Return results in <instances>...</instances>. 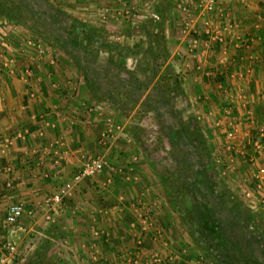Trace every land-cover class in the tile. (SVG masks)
<instances>
[{"label":"crops","instance_id":"crops-1","mask_svg":"<svg viewBox=\"0 0 264 264\" xmlns=\"http://www.w3.org/2000/svg\"><path fill=\"white\" fill-rule=\"evenodd\" d=\"M3 1L0 211L23 203L32 231L38 222H46L49 198L92 158L98 138L86 130L85 121L73 119L70 102L56 98L62 93L49 85L48 72L28 68L26 64L35 67V61H26L20 50L24 22L10 16ZM109 1V32L138 30L146 34L140 46L154 49L152 56L140 54L138 59L148 69L129 67L124 72L123 108L131 110L130 95L139 94V113L136 118L135 112H125L132 119L123 123L124 134L113 137L104 172L80 183L57 209L62 213L59 221L43 228L54 223L57 230L39 245L29 243L31 264H220L206 260L204 243L187 224L246 221L262 230L264 240V175H259L264 146L257 153L252 144L256 139L264 143V0H216L213 12L203 9L204 0ZM206 22L220 27L222 42L206 34ZM191 32L199 38L188 37ZM119 41L126 48L133 39L125 34ZM124 60L137 62L131 54ZM102 89L111 93L108 85ZM183 100L189 108L181 113L177 104ZM186 117L206 130L205 135L183 137L191 144H215L222 135L217 137L215 128L235 131L233 149L220 153L221 169L212 171L217 164L188 167L183 160L199 157L196 149L170 156L160 145L170 137L164 134L166 127L176 128ZM152 126L155 131L150 132ZM178 139V133H172V142ZM212 150L206 146L203 158L214 159ZM190 171L199 183L184 179ZM214 234L220 240L225 236L221 231ZM213 249L207 254L217 255L221 247Z\"/></svg>","mask_w":264,"mask_h":264},{"label":"rangeland","instance_id":"rangeland-1","mask_svg":"<svg viewBox=\"0 0 264 264\" xmlns=\"http://www.w3.org/2000/svg\"><path fill=\"white\" fill-rule=\"evenodd\" d=\"M13 1L23 11L21 15L23 19L21 18V21L24 22L25 26H23V29L26 31L21 35L23 36V41H21L20 50L25 54L24 58H26V61L30 58L35 61H33L35 67L32 66L31 63L26 65H28V68H31V70H46V72L51 75L49 77V85L54 86L56 89L59 88L58 92L62 93L61 95L58 94L56 98H58L60 102H70L72 104L70 115H72L73 119L76 120V118H81L82 121H85L86 130L92 131L98 138L97 142L99 147L97 146L96 152H93V154L90 153V156L102 157L107 164L108 157H106V151L110 148L113 137L119 136V134L124 131L123 123L132 119V117L128 115L131 114L132 116L134 114L140 101L139 94H131V101H133L134 104L131 105V110L124 109V72L129 67H135L137 71L143 70L146 64L141 66L138 60L140 54L152 56L154 49L146 48L145 46L142 47L138 42L146 37V34L138 30L130 32L112 30L109 32L107 27L108 22L113 21V14L110 9L112 3L109 0ZM125 34L126 37L133 39L132 45H128L126 48L125 45L120 43L121 40L119 41ZM113 36L115 39L112 38ZM193 36L199 38V35L193 32H191L188 37ZM129 54L133 55L137 62L133 64L126 62L124 57ZM97 77H100V79L98 80ZM168 83H170L169 80ZM107 85L111 87V93H109V91H102V87L105 89ZM154 96L155 95H149V97ZM127 98H129V96H127ZM179 102L180 103L177 104L178 112L182 113V111L189 108V104H187L185 100ZM127 107L129 106L127 105ZM125 112L128 115H125ZM178 112L177 115L181 116ZM137 113H139V111L134 114L136 118ZM144 116L143 114V119L146 120ZM184 116L188 115L185 114ZM150 123L151 121L148 125H150ZM152 124L155 123L152 122ZM196 124V120L193 118L188 119L186 117L181 118V120L179 119V123L175 125L176 128L167 129L166 127V133L164 132V134L170 137L164 138L163 143L160 145L163 146L165 151L170 153V156L172 152H174V154L175 152H179L186 155L185 153L196 149L200 154L199 157L194 156L193 160L191 158L190 160L186 158L183 160L190 164L188 167L203 168L204 166L217 164L215 165V169L211 168L212 171L214 172L218 168L221 169L223 161L220 158V153L223 155L224 151L226 152L227 150V134L229 132H234L236 135L235 131L228 130L227 128H215L217 137H219V133L222 134L220 140L215 144L200 143L199 141L191 144L186 142L183 137L187 138L190 134H206L205 127H199ZM149 131H155V126L150 127ZM122 133L124 134V132ZM172 133H178L180 139H178V142H172ZM235 139L231 140L229 143L234 144ZM206 146H212L214 159L208 157L203 158L205 156L203 151L206 149ZM150 148L152 149V147ZM137 155L139 156V154ZM168 159L175 162L174 158ZM88 160L90 159L88 158ZM86 161L87 159L84 160L83 163ZM180 164L178 163L177 166ZM106 167L107 165H105V168ZM104 170L92 179L98 178ZM190 177L193 181L199 183L200 179H198L195 174L186 175L184 179ZM238 193L241 195L240 192ZM196 194L198 195V193ZM48 209L49 206L47 205V212ZM1 211L0 221H2L1 219H3V214L6 211L5 207H2ZM57 212V214L55 213L57 216L56 218H54L52 214L51 222L59 221L58 216L62 213H59V210ZM36 218V221H38L39 218H41V214L37 213ZM24 221L30 228L31 222L27 211L24 216ZM47 222L49 221L46 220V225H48ZM45 223L44 221L38 222L37 226L39 228L33 229L25 240L23 239L20 241L19 249L22 254L20 264H31V247L34 245V242L35 245H39L46 240L45 237H47L50 232L57 230L56 227L58 224L54 225V223L53 227H51V225L43 230ZM252 225V223L246 221H232L229 223L212 222L211 224L198 222L191 223V225L187 224L189 228L191 227L190 231L198 233L199 239L204 243L206 248L205 256L207 259L205 256L204 257L207 261L214 260L217 263L220 262V264H264V240L260 239L262 230L260 231V228L256 226V224ZM32 227H34L33 224ZM207 230H211V236L207 235ZM219 231L223 232L225 235L221 240L218 237L219 235L214 234ZM39 232L40 234L38 235ZM44 232H46L47 235H45ZM31 242L33 245L29 244ZM212 247H214L215 250L221 247L222 251L220 250L217 255L212 253V256L210 253L209 256L207 251L210 248L213 249ZM259 248L263 250L261 253V249ZM201 252L204 254L203 247ZM200 256L203 255L201 254Z\"/></svg>","mask_w":264,"mask_h":264},{"label":"built area","instance_id":"built-area-1","mask_svg":"<svg viewBox=\"0 0 264 264\" xmlns=\"http://www.w3.org/2000/svg\"><path fill=\"white\" fill-rule=\"evenodd\" d=\"M203 9L207 12H213L216 6V0H204ZM185 11L187 9L185 8ZM206 27V34L212 35L217 41L222 42L223 36L221 34V29L210 26V22L204 24ZM264 131V130H263ZM234 132H229L227 134V150L233 149V144L229 142L235 139ZM253 148L255 152H259L263 149L264 143L261 139H256L252 141ZM106 165V161L102 157H92L90 160H87L72 177L71 180L66 182L59 190L50 198L48 201V215L46 217L47 221H51L52 214L56 213V210L62 206L64 199L68 197L71 192L78 186L80 183L85 181L88 178H93L100 174ZM259 175H264V168L259 170ZM58 211V210H57ZM25 206L21 202L11 203L6 210V215L2 228L4 230V235L2 242L0 243V264H18L21 261V252H20V241L23 240L24 236H28L31 232V229L24 221L25 216Z\"/></svg>","mask_w":264,"mask_h":264},{"label":"trees","instance_id":"trees-1","mask_svg":"<svg viewBox=\"0 0 264 264\" xmlns=\"http://www.w3.org/2000/svg\"><path fill=\"white\" fill-rule=\"evenodd\" d=\"M9 2H11V0H5V1H3L5 7L9 11V15L12 16L13 18H16V19H19V18H22L23 19V17H21L22 14H20V12L22 11L21 8L19 6H17L14 3L13 0H12L11 4ZM158 66H160V64H158ZM145 69H148V67L145 66ZM156 69H157V65H155L153 67V70H151V71L156 72Z\"/></svg>","mask_w":264,"mask_h":264}]
</instances>
